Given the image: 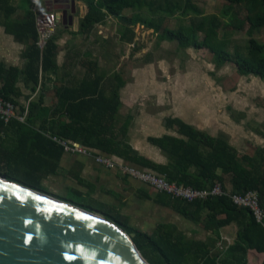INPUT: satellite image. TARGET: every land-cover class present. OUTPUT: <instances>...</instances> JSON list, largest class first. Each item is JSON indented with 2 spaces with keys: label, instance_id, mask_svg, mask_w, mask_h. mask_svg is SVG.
Returning a JSON list of instances; mask_svg holds the SVG:
<instances>
[{
  "label": "trees",
  "instance_id": "obj_1",
  "mask_svg": "<svg viewBox=\"0 0 264 264\" xmlns=\"http://www.w3.org/2000/svg\"><path fill=\"white\" fill-rule=\"evenodd\" d=\"M226 2L222 17L232 19L231 24L237 30H244L248 26L247 33L251 39L245 53L241 49L231 53L227 49L225 41L219 39L223 26L220 17L199 16L194 0H87V11L80 19L77 32L90 34L96 24L104 23L110 15L117 16L123 25L121 40L124 42L134 41V27L141 23L156 32L160 39L175 41L185 48L206 49L214 55L218 66L234 64L240 75L264 79V44L252 38L255 30L264 28V0ZM127 9L132 10L131 14L124 13ZM237 9L245 10V19H239ZM15 10L11 0H0V11L6 16V31L16 40L30 43L24 54L27 63L23 68L0 64V97L24 109V103L18 101L22 95L18 85L20 78L23 76L25 86L35 91L45 73L57 71L58 30L41 49L35 12L28 9L22 19L15 20L11 18ZM176 14L182 17L195 14L197 19L187 26L180 21L175 28L164 24L168 17ZM93 62L97 66V62ZM93 71L89 70L83 81L93 80L95 85L92 88L56 85L52 93L58 97V104L51 112L44 105L42 94L30 101L27 122L34 124L36 117L40 121L41 131L50 136L63 137L102 153L117 155L178 185L203 190L220 182L226 188L225 177H228L232 193L257 191L260 205L264 208V148L257 150L254 156L242 155L229 144L225 135L215 137L181 119L168 118L165 121L167 128L176 129L181 137L165 135L150 138V142L159 147L168 159L167 164L155 163L140 156L127 142L129 122L119 128L117 126L123 78L117 74L118 82L110 92H105L101 85L104 76ZM47 112L50 114L47 115ZM3 125L5 123L0 120V128ZM54 144L59 150L58 158L64 148L57 142ZM160 194L159 203L171 207L193 224L201 225L204 231L211 234V240L187 239L172 224H159L151 233H147L107 217L116 220V224L129 235L134 234L131 238L150 264H248L251 252L261 255V264H264V219L262 223L258 222L250 209L234 205L227 196L189 203ZM232 224L238 228L234 244L220 259L219 255L212 254V248L221 238L220 231Z\"/></svg>",
  "mask_w": 264,
  "mask_h": 264
},
{
  "label": "crops",
  "instance_id": "obj_2",
  "mask_svg": "<svg viewBox=\"0 0 264 264\" xmlns=\"http://www.w3.org/2000/svg\"><path fill=\"white\" fill-rule=\"evenodd\" d=\"M74 1L73 15L80 14L83 6L86 13L87 5L80 0ZM56 2L57 0H43V6L56 11ZM11 3L16 8L11 16L15 20L22 19L26 11L31 9L30 1L11 0ZM63 5L66 6V3ZM115 17L121 22L119 17ZM5 18V14L0 11V64L23 68L27 63L24 54L30 43L18 41L8 33L4 26ZM111 18L112 24L109 21ZM116 23L115 18L109 16L104 23L96 24L90 34H84L77 32L73 25L60 21L56 38L59 46L57 71L45 73L35 91L25 86L21 76L18 85L22 89V95L18 97V101L26 104L42 94L44 105L51 112L58 104V97L52 93L56 85H84L92 88L95 85L93 80L83 81L89 70H96L104 76L101 81L102 89L110 92L118 82L115 77L118 74L124 83L120 88L117 126L119 128L129 122L127 142L140 156L158 164H167V157L149 139L165 135L181 137L176 129L167 128L165 121L168 118L181 119L215 137L223 134L229 144L242 155L254 156L257 150L264 148V131L240 127L235 121L222 123L224 118L211 113V107L203 104L202 99L185 96L182 82L170 89L173 100L169 102L167 85L158 74L165 70L164 60H154L148 53L140 52V48L135 46L136 37L133 42L122 41L120 31L116 30ZM93 61L97 62V66ZM35 121L30 124L27 120L21 122L14 119L0 128V168L25 169L26 174L44 179L55 193L62 187L71 188L82 194L88 202L93 201L96 206H100L97 211H93L143 232L150 231V228L153 231L159 224L175 225L181 232L196 225L171 207L159 203L161 194L147 184L124 174L117 167L109 168L97 162L95 152L82 154L64 150L57 158L59 150L55 141L41 131L39 119L35 117ZM93 151L100 152L95 149ZM112 156L124 163H131L117 155ZM225 180L226 188L231 190L228 177ZM230 227L231 225L220 231L221 238L232 241L225 233ZM252 255L253 252L249 254V259Z\"/></svg>",
  "mask_w": 264,
  "mask_h": 264
},
{
  "label": "rangeland",
  "instance_id": "obj_3",
  "mask_svg": "<svg viewBox=\"0 0 264 264\" xmlns=\"http://www.w3.org/2000/svg\"><path fill=\"white\" fill-rule=\"evenodd\" d=\"M80 2L87 5V0H80ZM61 4V2H56V9ZM194 4L200 12L199 16L217 15L220 17L223 26L219 32V39L225 41L227 49L231 53H234L237 49H241L243 53L246 52V46L251 39L247 33L248 26L244 30H237L231 24L232 19L222 17L223 7L227 4L226 0H194ZM83 8L85 10L84 6ZM131 11L127 9L124 10V13L129 15ZM237 12L239 19H245V10L237 9ZM112 17L117 21L116 30L121 33L120 29H123V25L115 16ZM194 19H197L195 14L186 17L176 14L168 17L164 24L175 28L180 21L187 26ZM109 21L110 24L113 23L112 18ZM134 30L136 32L135 46L140 48V52H146L152 59H162L165 62V70L158 74L160 79L164 80L167 85L169 102L173 100V93L170 89H174L176 83L182 82L185 96L202 99L203 104L211 107V113L224 118V121H221L222 123L235 121L238 122L237 124L240 127L247 126L254 130L264 131V79L253 75L242 76L238 73L234 64L228 63L218 66L214 55L206 49L185 48L175 41L170 42L169 40L160 39L156 32L141 23H138ZM252 38L264 44V28L255 30ZM25 172V169L19 168L17 170L7 167L0 168V175L5 176L6 174L14 182L28 185L48 195L86 206L95 211H97V207H100L96 206L97 204L93 201L88 202L82 194L71 188L62 187L55 193L45 183L44 179L30 176ZM112 221L116 222L113 219ZM149 230L147 233L152 232L151 228ZM236 230V225H231L228 230H225L232 241L226 242L220 238L215 246H212L213 255H219L220 259L224 257L225 253L234 244ZM183 233L190 240H211V234L204 231L201 225L185 229ZM133 235L129 236L132 237ZM219 242H222V245H219ZM262 259V256L253 252L248 264H261Z\"/></svg>",
  "mask_w": 264,
  "mask_h": 264
},
{
  "label": "water",
  "instance_id": "obj_4",
  "mask_svg": "<svg viewBox=\"0 0 264 264\" xmlns=\"http://www.w3.org/2000/svg\"><path fill=\"white\" fill-rule=\"evenodd\" d=\"M61 1L58 17L78 30L84 8ZM0 264L150 263L115 221L0 175Z\"/></svg>",
  "mask_w": 264,
  "mask_h": 264
},
{
  "label": "built area",
  "instance_id": "obj_5",
  "mask_svg": "<svg viewBox=\"0 0 264 264\" xmlns=\"http://www.w3.org/2000/svg\"><path fill=\"white\" fill-rule=\"evenodd\" d=\"M30 6L36 15V27L39 33L38 45L41 49H43L48 39L56 32L61 20L57 15V10H48L43 6V0H30ZM23 108L24 109H20L12 101L0 97V120L5 124L11 123L14 119L25 122L29 113V103H24ZM51 138L68 152H77L82 154L95 152L97 162L109 168L117 167L124 174L147 184L158 193L166 194L172 199L192 203L195 201H205L210 197L227 196L231 199L234 205L240 208L250 209L258 222L262 223L264 219V208L260 205L259 194L257 191H249L245 194H234L231 190L225 188L220 182H217L212 187L203 190L178 185L176 183L168 182L164 176H161L151 170L139 168L132 163H124L109 154L93 151L92 148L84 146L79 142H74L55 135L51 136ZM221 240L230 242L224 238H221ZM219 245H222V242H219Z\"/></svg>",
  "mask_w": 264,
  "mask_h": 264
}]
</instances>
